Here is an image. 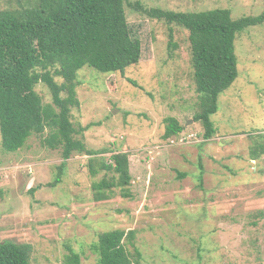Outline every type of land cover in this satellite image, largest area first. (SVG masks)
<instances>
[{
    "label": "rangeland",
    "instance_id": "1",
    "mask_svg": "<svg viewBox=\"0 0 264 264\" xmlns=\"http://www.w3.org/2000/svg\"><path fill=\"white\" fill-rule=\"evenodd\" d=\"M15 1L0 0V9ZM136 1L173 11L228 8L235 18L264 11V0H126L142 55L124 74L78 71L72 120L76 138L99 151L97 173L89 154L74 153L61 170V148L42 145L40 134L9 152L0 133V242L29 244L31 264H63L68 246L82 264H96L90 245L102 232L134 229L136 247H126L140 251L141 264H264V156L250 155L264 133V23L235 39L239 74L219 95L217 132L206 140L195 119L201 98L189 31L150 18ZM36 89L52 101L45 83ZM169 117L184 130L164 138ZM114 152L129 154L131 184L94 200V182L118 180L100 168Z\"/></svg>",
    "mask_w": 264,
    "mask_h": 264
},
{
    "label": "trees",
    "instance_id": "2",
    "mask_svg": "<svg viewBox=\"0 0 264 264\" xmlns=\"http://www.w3.org/2000/svg\"><path fill=\"white\" fill-rule=\"evenodd\" d=\"M126 0H16L0 9V133L2 147L9 152L22 148L32 134L41 143L61 148L64 161L74 153L89 154L88 167L96 174L98 150H90L72 120V109L81 104L77 95L78 71L89 67L103 73H125L142 55L140 43L126 15ZM150 18L180 25L189 31L192 62L201 110L195 115L204 127V138L217 132L211 115L218 111L219 95L239 74L235 39L245 29L264 23V11L257 15L233 17L228 8L201 11H173L146 8ZM56 77L62 78L58 81ZM49 88L52 101L46 102L37 91L38 83ZM164 138L179 135L184 126L175 118L166 119ZM82 130L85 129L81 128ZM105 150V149H104ZM251 158L264 156V133L254 138ZM110 162L101 160L100 168L118 175L94 182V200L111 197L114 187L127 189L131 184L129 154L114 152ZM184 175V174H181ZM60 181L59 177L56 180ZM128 196V192H124ZM264 210L260 211V215ZM136 231L112 229L100 234L90 245L97 255L96 264H141L135 246ZM63 264H82L72 247ZM0 264H31V246L13 240L0 242Z\"/></svg>",
    "mask_w": 264,
    "mask_h": 264
}]
</instances>
